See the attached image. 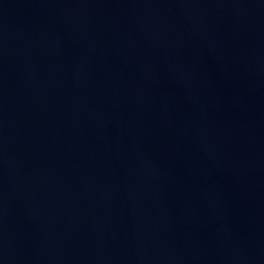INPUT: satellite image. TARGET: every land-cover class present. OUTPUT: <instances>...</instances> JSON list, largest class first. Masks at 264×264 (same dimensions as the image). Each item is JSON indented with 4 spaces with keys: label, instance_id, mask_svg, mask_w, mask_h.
Masks as SVG:
<instances>
[{
    "label": "water",
    "instance_id": "water-1",
    "mask_svg": "<svg viewBox=\"0 0 264 264\" xmlns=\"http://www.w3.org/2000/svg\"><path fill=\"white\" fill-rule=\"evenodd\" d=\"M0 264H264V0H0Z\"/></svg>",
    "mask_w": 264,
    "mask_h": 264
}]
</instances>
